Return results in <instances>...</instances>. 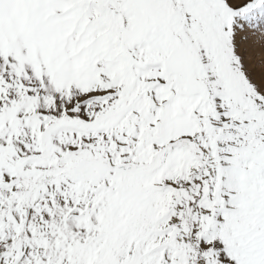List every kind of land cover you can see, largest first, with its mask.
<instances>
[{
  "label": "snow or ice",
  "instance_id": "6c2138e0",
  "mask_svg": "<svg viewBox=\"0 0 264 264\" xmlns=\"http://www.w3.org/2000/svg\"><path fill=\"white\" fill-rule=\"evenodd\" d=\"M0 264H264V0H0Z\"/></svg>",
  "mask_w": 264,
  "mask_h": 264
}]
</instances>
